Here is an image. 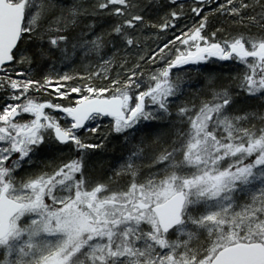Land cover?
I'll list each match as a JSON object with an SVG mask.
<instances>
[{
  "label": "snow or ice",
  "instance_id": "obj_1",
  "mask_svg": "<svg viewBox=\"0 0 264 264\" xmlns=\"http://www.w3.org/2000/svg\"><path fill=\"white\" fill-rule=\"evenodd\" d=\"M0 264H264V0H0Z\"/></svg>",
  "mask_w": 264,
  "mask_h": 264
},
{
  "label": "trees",
  "instance_id": "obj_2",
  "mask_svg": "<svg viewBox=\"0 0 264 264\" xmlns=\"http://www.w3.org/2000/svg\"><path fill=\"white\" fill-rule=\"evenodd\" d=\"M80 55L77 54L75 57L76 65L79 66ZM240 69L232 64L231 62H217L207 63L202 65H190L186 66L185 70L180 73L187 87L185 92L188 96H195L198 94L200 89L205 85L206 78L208 75L230 77L238 74ZM249 105L256 103L255 101L249 100ZM121 155V143L117 140H112L104 153L103 160L111 161ZM99 166V165H98Z\"/></svg>",
  "mask_w": 264,
  "mask_h": 264
}]
</instances>
